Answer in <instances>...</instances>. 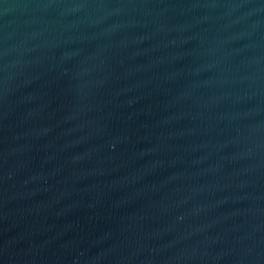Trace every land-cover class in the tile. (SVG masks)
Segmentation results:
<instances>
[{
    "label": "water",
    "instance_id": "1",
    "mask_svg": "<svg viewBox=\"0 0 264 264\" xmlns=\"http://www.w3.org/2000/svg\"><path fill=\"white\" fill-rule=\"evenodd\" d=\"M0 264H264V0H0Z\"/></svg>",
    "mask_w": 264,
    "mask_h": 264
}]
</instances>
